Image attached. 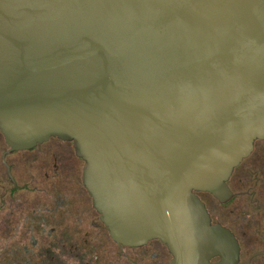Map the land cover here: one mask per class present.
<instances>
[{
    "label": "water",
    "instance_id": "1",
    "mask_svg": "<svg viewBox=\"0 0 264 264\" xmlns=\"http://www.w3.org/2000/svg\"><path fill=\"white\" fill-rule=\"evenodd\" d=\"M0 130L72 141L117 242L236 264L196 192L264 137V0H0Z\"/></svg>",
    "mask_w": 264,
    "mask_h": 264
},
{
    "label": "flooded vegetation",
    "instance_id": "2",
    "mask_svg": "<svg viewBox=\"0 0 264 264\" xmlns=\"http://www.w3.org/2000/svg\"><path fill=\"white\" fill-rule=\"evenodd\" d=\"M83 165L72 141L12 148L0 130V264H171L159 239L126 245L111 236L84 186ZM226 184L222 199L196 194L211 223L236 239V264H264V137Z\"/></svg>",
    "mask_w": 264,
    "mask_h": 264
}]
</instances>
